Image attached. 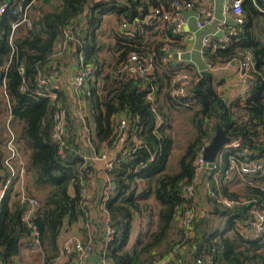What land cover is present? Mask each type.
<instances>
[{"label":"trees","instance_id":"obj_1","mask_svg":"<svg viewBox=\"0 0 264 264\" xmlns=\"http://www.w3.org/2000/svg\"><path fill=\"white\" fill-rule=\"evenodd\" d=\"M7 1L0 16V104H5V99L9 102L12 123L19 128L18 148L23 145L27 149L32 185L44 195L25 220L28 206L20 202L15 192L17 176L7 184L10 172L3 163L6 153L2 151L5 137L0 139V189L7 184L0 200V264H14L23 248L37 247L42 251V264H54L60 255L58 241L63 227L85 217L87 207L83 205L81 189L91 167L80 152L76 117L70 109L67 90L56 85L43 94L37 91L39 76H49L52 83L55 76L63 73L60 58L68 55L76 62L78 54L94 66L93 77L81 89L94 153H99L102 145L110 148L122 140L107 170L113 188H108L104 201L108 215L105 225L114 232L108 241L106 237L102 239L100 258L105 257L112 264H148L163 256L154 257V249L164 245L168 230L187 203L182 186L195 184V160L210 142L215 122H219L225 135L239 145L224 147L216 157L215 167H206L198 176L208 191L209 213L216 214L218 222L213 230L204 232L206 216H196L193 235L184 241L192 250L193 264H264V239L241 232L252 218L251 203L225 207L219 201L235 200L225 182L231 159H264V0H243V22L233 25L228 42H211L204 50L210 66L231 62L238 65L245 54L251 55L247 92L241 101L232 103L217 92L214 74L209 70L196 74L185 94L171 95L170 77L181 65L173 64L172 59L161 63V47L169 43L152 38V28L158 22L146 23L144 19L151 8L167 7L172 0H59L58 10L36 0L29 11L31 26L22 24L14 32L12 55L11 24L19 15L17 7L29 0ZM109 14L116 15L120 22L126 21L133 35H115V63L105 72L98 55L102 45L98 43L97 31ZM68 27H73L79 45L54 56ZM166 31L170 39L183 37L171 28L166 27ZM133 52L141 59L152 60L151 73L140 76L123 68ZM50 93L55 94L54 100ZM180 108L188 111L189 129H183L187 138L173 170L170 157L176 134L172 132V115L181 112ZM57 114L75 131L73 136L62 135L63 145L53 132ZM122 118L126 126L117 131L116 124ZM194 187L197 195L198 186ZM252 192L250 199L264 201L263 189L252 188ZM151 197L156 201V213L148 201ZM142 211L148 216L147 228L128 250L133 217ZM181 239L168 244L167 251ZM70 254L75 258L74 252Z\"/></svg>","mask_w":264,"mask_h":264},{"label":"crops","instance_id":"obj_2","mask_svg":"<svg viewBox=\"0 0 264 264\" xmlns=\"http://www.w3.org/2000/svg\"><path fill=\"white\" fill-rule=\"evenodd\" d=\"M225 1L226 0H199L192 9L184 11L183 16L186 19L187 27H185V33L182 35L183 37L179 38V40L168 38L166 36V26H163L160 22H158L159 24L157 23V26L152 28L151 33L152 38L169 43L170 46L168 44L166 45L172 54V63L181 65V68L178 70V72H180V74H182L189 82L196 74L200 73L201 71H212L214 74V82L217 92L224 97L227 103H232L235 100L241 101L247 92V83L244 76L241 74V72H239L238 65L234 62H231L228 64L220 63L210 66L204 57L203 51L204 37L209 36L210 43L215 41L222 42L225 38H228V35L230 34L229 32L234 28L233 25L235 24H233V15L230 12H225L224 10ZM199 19L203 20V26L200 28L197 27V21ZM172 31L175 32L173 29ZM172 31L171 33H173ZM188 31L194 32L195 38L193 41H188L186 39L185 35ZM177 51L180 52L179 57L177 56ZM63 57L66 60L65 62L61 63L60 70L63 71V73L58 78L57 85L65 87L67 90L70 101V109L72 112H74V96L72 97L71 95L73 91L71 89L70 82L75 72L76 62L72 61L68 55H63ZM180 109V111L183 112L182 108ZM181 112H174L172 115V132L174 135L176 134V145L174 147L172 157H170V163L173 170H176V164L173 165L172 161L177 159V157L182 152L187 138L185 134H182V131L188 126V111H186L185 114ZM181 115L185 118L184 121H181ZM76 122L79 133L77 141L79 142L80 152L86 160V163H88L91 167L89 178L85 183L86 190L90 197L86 203L87 210L85 212V217L71 225H65L63 227L58 241L60 255L57 257L54 264H78L76 259L73 258L72 254H63L62 252V248L64 246L71 245L72 241L76 239L81 240L82 243H89L92 246V251L84 256L80 264H101L98 248L102 245V239H104L106 236L107 226L105 225V222L108 215L104 208V201L107 198L109 191V175L107 174V170L110 167L116 152L120 150L122 146V140L116 142L115 145L110 148L102 145L99 148V153H94L93 147L90 143L92 130L87 127L85 122L84 124L80 123L78 118H76ZM176 148H180L181 150L178 155L176 154ZM102 153L105 154V158H98L97 156ZM20 155L21 158H23L21 150ZM28 158L29 153L27 151V161L22 159L26 168L25 172L22 176H20V178L16 180L14 185L17 197L20 193H24L27 190V185L24 186V177L29 174L30 179H32V173L28 169ZM260 162L264 164V159H260ZM199 180L200 177H198L195 182V184L198 186L196 195L197 197L195 201L196 216H206L207 220H205L202 230L204 232H209L216 227L218 216L216 214L209 213L211 204H209L207 201L208 191L204 184L199 183ZM225 182L228 183L229 190L236 200L250 203L252 201L250 196L253 197L252 188L264 190V169L259 171L257 174L251 175L237 172L235 169L231 168V165H229ZM32 188L35 190L33 185ZM69 192L73 194V189L70 188ZM148 201L152 205L153 212L156 213L157 208L155 199L151 197ZM147 217L148 216L145 211H142L141 215H138L137 213L134 215L132 228L126 247L128 250L131 249L132 245L137 239L138 234L141 232L143 233L146 230ZM153 217L155 218L156 215ZM181 231L182 225L177 217L166 234L164 245L154 249V257L166 254L168 252V244L170 245L175 241H180ZM241 232L245 233V235L247 234L248 236L253 237L249 227L242 229ZM26 249L27 248H23L22 253ZM36 250H39L42 256L41 249L37 247ZM191 255L192 250L188 247V244H185L180 255L176 258V264H193ZM42 261L43 256L41 259V264Z\"/></svg>","mask_w":264,"mask_h":264},{"label":"built area","instance_id":"obj_3","mask_svg":"<svg viewBox=\"0 0 264 264\" xmlns=\"http://www.w3.org/2000/svg\"><path fill=\"white\" fill-rule=\"evenodd\" d=\"M22 1V0H20ZM36 0H29L25 5L22 3L17 7V12L19 13L17 19L12 22L11 24V31L9 35V44L11 47V55L14 52V46L12 44V38L14 35L15 30L22 24H25L27 27L31 26V20L29 16L30 6ZM100 1V0H94ZM199 0H172L169 5L166 6H157L150 9L148 14L145 16L144 21L146 23L150 22H160L163 26L173 29L176 33L184 34L185 27H187L186 19L183 16L184 11L192 9L195 4ZM242 1L243 0H226L224 3V10L225 12H230L233 15V23L235 25H239L243 22V14H242ZM8 5L7 0H0V16L2 13L5 12L6 7ZM203 26V20L199 19L197 21V27L200 28ZM235 27L233 28V30ZM232 30V31H233ZM232 31L229 33L231 34ZM133 31L129 29V26L126 21H122L119 23V34H125L127 36H132ZM63 39L56 45L54 49V56L61 54L65 49H69L74 45H79V39L74 36L73 34V27H68L64 30ZM188 41H193L195 38L194 32L188 31L185 35ZM224 43L228 42V38L223 40ZM210 45L209 36L203 38V51L206 50ZM163 52L161 63H167L172 58V54L170 53L167 45H163L161 47ZM180 52L177 51V56L179 57ZM11 57V56H10ZM252 58L250 54H245L243 59L238 64V70L244 76L247 88L249 84L248 80V71L252 67ZM123 68H128L132 72L138 73L140 76H144L149 74L154 69V63L150 58H140L135 52L131 53L128 56L126 64ZM94 66L90 63H87L84 56L82 54H78L76 60V68L71 80V89L74 94V116L79 119L81 123L84 124L85 116H86V109H85V100L81 95V89L85 85L88 79L93 77ZM58 78H54L53 82L51 83V78L49 76H39L37 79L38 85V93L43 94L44 91H48L49 87L56 86L58 83ZM189 81L182 75L180 72L176 71L172 73L170 77V93L173 96H180L185 94L187 87L189 85ZM51 100L55 99V94H49ZM6 98V96H5ZM6 109H7V120L5 123L6 134H5V141H4V150H5V158H4V165L10 172V178L23 175L25 172V164L20 155V149L17 145V135L14 129L12 128L10 121H12L11 114H10V106L7 99H5ZM126 126V120L124 118L120 119L116 124V130L120 131ZM54 137L59 141L60 145L64 144V140L62 135H74V130L70 127H67L66 121L63 116L58 117L57 114V122L53 128ZM213 136V135H212ZM212 138V137H211ZM228 145H232L234 147L239 145L237 140L231 141ZM203 149L198 154L195 160V178L203 172L206 168V162L203 159L202 155ZM98 158H105V154L102 153ZM231 168L235 169L237 172L243 174H257L259 171L264 169V164L260 162V160H253L249 162H242L237 159L230 160ZM212 167H215V163ZM4 186L3 189L0 190V200L4 194V190L7 186ZM194 183H187L182 186V195L186 199L187 203L183 206L180 210L178 215V219L182 225V236L183 239L180 243L174 244L170 250L163 256L159 257L158 259L154 260L148 264H176V258L180 255L181 250L183 249L186 242L184 240H188L193 235V228L192 223L194 218L196 217V209H195V201H196V191L194 187ZM109 189H112L113 186L109 184ZM81 195L84 199L83 205L87 203L88 198L90 197L89 193L86 190L85 183L82 184ZM19 200L21 203L28 206L26 211L25 220H28L31 216L36 204L37 199L34 197H29L26 192L19 194ZM223 206L225 207H233L237 206L241 203H246L241 200H234L228 198H222L219 200ZM251 210H252V218L249 220L248 227L251 229V234L253 237L262 238L264 239V201L262 203H258L256 200H252L251 202ZM108 218V217H107ZM107 221V219H106ZM29 226L31 224L29 223ZM114 232V229L107 225L106 227V241H108ZM92 251V246L89 243H82L81 240L76 239L72 241L71 245L64 246L62 248L63 254H75V259L78 264L81 263L82 259L87 253ZM197 263H201L200 260H197ZM101 264H112L108 259L105 257H101ZM207 264H212L208 262Z\"/></svg>","mask_w":264,"mask_h":264},{"label":"rangeland","instance_id":"obj_4","mask_svg":"<svg viewBox=\"0 0 264 264\" xmlns=\"http://www.w3.org/2000/svg\"><path fill=\"white\" fill-rule=\"evenodd\" d=\"M40 1H42L43 3H46L44 5H48V7H51L54 10H58V8L60 7V1L59 0L58 1L57 0H40ZM119 22L120 21L117 20L116 15H114V14L106 15L103 19V22L100 25V28L97 31L98 43L100 42L102 45V48L99 50L98 55H99V58L104 63V71L105 72L109 71L110 68L115 63L113 50H114L115 35L119 34ZM65 60L66 59H64V57L60 58L61 63L65 62ZM181 113L185 114L186 112L183 111ZM181 113H179V114H181ZM180 117H181V121L185 120V118L182 115ZM6 120H7L6 104H0V139L5 137L3 133L6 134V128H5ZM187 123H188V120H187ZM10 124L17 134V131L19 129L18 126L13 125L12 121H10ZM188 129H189V124H188L186 130H188ZM182 133L186 134L184 131ZM3 144L4 143H2V147H3ZM19 146H20L19 148L22 152V157H23L22 159L26 160L27 149L25 147H23V145H19ZM3 150H4V147L2 148V151ZM180 152H181L180 148H176V154L178 155ZM172 163H173V165L177 164L176 159H174L172 161ZM24 178H25L24 179V186L27 185L26 186V188H27L26 194L29 197H34L38 201V199L42 195H44V193H42L41 191H38V190H34L32 188V185H31L32 181L30 179L29 174H27V176ZM17 179H18V177H17ZM25 180H26L27 184L25 183ZM176 242H179V241H176ZM41 259H42V256H41V253L39 250H36V248H33V249L27 248L20 255V257L16 259L14 264H41Z\"/></svg>","mask_w":264,"mask_h":264},{"label":"water","instance_id":"obj_5","mask_svg":"<svg viewBox=\"0 0 264 264\" xmlns=\"http://www.w3.org/2000/svg\"><path fill=\"white\" fill-rule=\"evenodd\" d=\"M175 55V54H174ZM231 139L225 135L219 122H215V131L210 142L203 148L202 155L206 162V167L211 168L216 161L220 151L228 146Z\"/></svg>","mask_w":264,"mask_h":264}]
</instances>
